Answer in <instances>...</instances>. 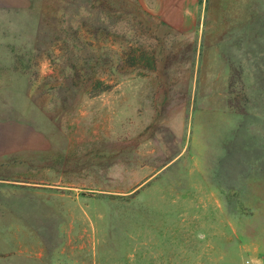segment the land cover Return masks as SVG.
Listing matches in <instances>:
<instances>
[{"label":"rangeland","instance_id":"1","mask_svg":"<svg viewBox=\"0 0 264 264\" xmlns=\"http://www.w3.org/2000/svg\"><path fill=\"white\" fill-rule=\"evenodd\" d=\"M0 264H264V0H0Z\"/></svg>","mask_w":264,"mask_h":264},{"label":"trees","instance_id":"2","mask_svg":"<svg viewBox=\"0 0 264 264\" xmlns=\"http://www.w3.org/2000/svg\"><path fill=\"white\" fill-rule=\"evenodd\" d=\"M74 40H75V39H74ZM143 55H144V54H141V55H140L141 60H145V58H144ZM147 68H148L149 70H153V69L155 68L153 60H149V59H147ZM70 69H71V71H72V74H71L69 80H70V81H73V79L78 78V74H77V73L75 72V70H73L72 68H70ZM104 83H105V82L102 81V80H100V79H97V80L94 81V84L92 85V87H93V90L95 91L96 94L99 93V92H103V91L106 90V89H105V86H104ZM103 86H104V88H103ZM108 87H109V86H106V88H108Z\"/></svg>","mask_w":264,"mask_h":264}]
</instances>
